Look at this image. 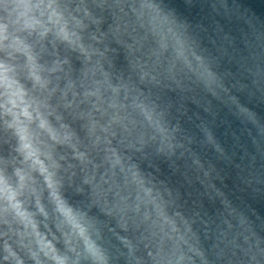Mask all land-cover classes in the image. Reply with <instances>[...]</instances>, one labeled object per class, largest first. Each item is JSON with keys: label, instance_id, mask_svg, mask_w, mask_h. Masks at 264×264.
<instances>
[{"label": "clouds", "instance_id": "obj_1", "mask_svg": "<svg viewBox=\"0 0 264 264\" xmlns=\"http://www.w3.org/2000/svg\"><path fill=\"white\" fill-rule=\"evenodd\" d=\"M185 4L0 0V264H264V17Z\"/></svg>", "mask_w": 264, "mask_h": 264}, {"label": "water", "instance_id": "obj_2", "mask_svg": "<svg viewBox=\"0 0 264 264\" xmlns=\"http://www.w3.org/2000/svg\"><path fill=\"white\" fill-rule=\"evenodd\" d=\"M239 2L247 8L253 9L258 15L264 17V0H239ZM172 5L185 16L189 17V19L195 21H202L206 27L211 31L212 28V20L213 16L206 6H201L200 4L195 5L194 7L187 6L185 4V0H172ZM216 19H220L216 17ZM221 23L225 26V31H231L234 35H238L239 25L237 24H228L227 22L221 20ZM192 113L198 111L195 106H191ZM203 115V113H201ZM226 116V112L221 113V118ZM195 119V116H193ZM226 129V126L221 127L219 129L218 134H222ZM220 167H224L223 165H219ZM230 173V179L228 180L229 187H233V180L235 179V170L234 169H226ZM165 172L167 174V169L165 168ZM178 179V178H177Z\"/></svg>", "mask_w": 264, "mask_h": 264}]
</instances>
